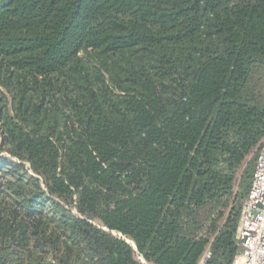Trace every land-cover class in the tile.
Instances as JSON below:
<instances>
[{
  "label": "trees",
  "instance_id": "obj_1",
  "mask_svg": "<svg viewBox=\"0 0 264 264\" xmlns=\"http://www.w3.org/2000/svg\"><path fill=\"white\" fill-rule=\"evenodd\" d=\"M263 139L264 0H0V264H235Z\"/></svg>",
  "mask_w": 264,
  "mask_h": 264
},
{
  "label": "built area",
  "instance_id": "obj_2",
  "mask_svg": "<svg viewBox=\"0 0 264 264\" xmlns=\"http://www.w3.org/2000/svg\"><path fill=\"white\" fill-rule=\"evenodd\" d=\"M238 241L241 254L235 264H264V139L257 151L249 192L241 211Z\"/></svg>",
  "mask_w": 264,
  "mask_h": 264
},
{
  "label": "water",
  "instance_id": "obj_3",
  "mask_svg": "<svg viewBox=\"0 0 264 264\" xmlns=\"http://www.w3.org/2000/svg\"><path fill=\"white\" fill-rule=\"evenodd\" d=\"M126 242H128L129 244H131V246L133 247V248H135V245H134V243L132 242H129V240H126Z\"/></svg>",
  "mask_w": 264,
  "mask_h": 264
},
{
  "label": "rangeland",
  "instance_id": "obj_4",
  "mask_svg": "<svg viewBox=\"0 0 264 264\" xmlns=\"http://www.w3.org/2000/svg\"><path fill=\"white\" fill-rule=\"evenodd\" d=\"M127 240H129V239H127ZM129 242H131V241L129 240Z\"/></svg>",
  "mask_w": 264,
  "mask_h": 264
},
{
  "label": "bare ground",
  "instance_id": "obj_5",
  "mask_svg": "<svg viewBox=\"0 0 264 264\" xmlns=\"http://www.w3.org/2000/svg\"><path fill=\"white\" fill-rule=\"evenodd\" d=\"M132 242V241H131Z\"/></svg>",
  "mask_w": 264,
  "mask_h": 264
}]
</instances>
